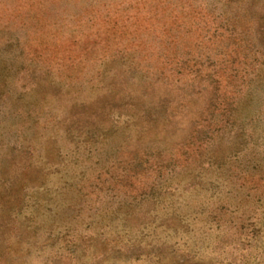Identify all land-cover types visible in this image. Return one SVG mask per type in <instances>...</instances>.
Segmentation results:
<instances>
[{"label":"rangeland","instance_id":"374dc122","mask_svg":"<svg viewBox=\"0 0 264 264\" xmlns=\"http://www.w3.org/2000/svg\"><path fill=\"white\" fill-rule=\"evenodd\" d=\"M0 264H264V0H0Z\"/></svg>","mask_w":264,"mask_h":264}]
</instances>
